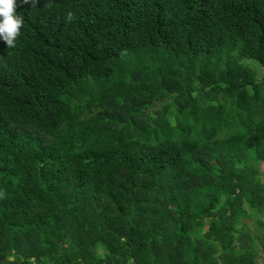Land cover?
<instances>
[{
	"label": "trees",
	"instance_id": "obj_1",
	"mask_svg": "<svg viewBox=\"0 0 264 264\" xmlns=\"http://www.w3.org/2000/svg\"><path fill=\"white\" fill-rule=\"evenodd\" d=\"M17 5L0 264L264 263V0Z\"/></svg>",
	"mask_w": 264,
	"mask_h": 264
},
{
	"label": "clouds",
	"instance_id": "obj_2",
	"mask_svg": "<svg viewBox=\"0 0 264 264\" xmlns=\"http://www.w3.org/2000/svg\"><path fill=\"white\" fill-rule=\"evenodd\" d=\"M38 0H21V4L36 7ZM17 0H0V38L6 42L7 48H15L17 37L23 24V19L15 14ZM73 13L67 14V20L71 22ZM2 195V194H0Z\"/></svg>",
	"mask_w": 264,
	"mask_h": 264
},
{
	"label": "rangeland",
	"instance_id": "obj_3",
	"mask_svg": "<svg viewBox=\"0 0 264 264\" xmlns=\"http://www.w3.org/2000/svg\"><path fill=\"white\" fill-rule=\"evenodd\" d=\"M241 63L247 65L248 67L251 68L253 72H255V75L257 78L262 79L264 78V67L258 65L256 62L251 61V60H243ZM259 264H264L262 260L259 261Z\"/></svg>",
	"mask_w": 264,
	"mask_h": 264
}]
</instances>
